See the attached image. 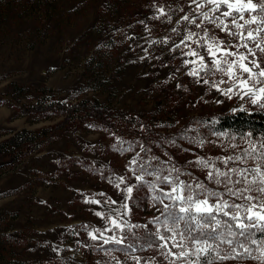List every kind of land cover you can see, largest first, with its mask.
<instances>
[{"label":"rangeland","instance_id":"1","mask_svg":"<svg viewBox=\"0 0 264 264\" xmlns=\"http://www.w3.org/2000/svg\"><path fill=\"white\" fill-rule=\"evenodd\" d=\"M186 5L184 8L181 2H174L166 12L155 0H0V140L22 128L60 121L62 117L36 120V113L19 112L21 104L41 98L73 103L86 96L95 97L127 118L123 132L106 125L52 132L38 148L22 151L12 162L10 157H0L10 162L0 169V262L11 255L84 263V248L103 241L99 233H94L98 238L93 240L89 232L100 229L104 238L123 237L120 229L105 231L112 225L95 213L101 212L108 219L116 217L121 223L127 222L125 225L131 221L132 205L124 190L134 186L136 175L142 173L134 171L131 163L133 159L137 161L138 150L123 153L122 145L115 146L114 141L122 143L125 135L146 140L149 157L160 154L169 158L176 154L179 164L175 168L181 165V180H199L208 189L222 193L224 185L206 179V173L213 169L201 168L196 163L198 158L214 160L216 168L225 172L231 168L251 169L258 164L264 168V160L259 157L264 151L260 148L264 138L205 133L198 127L200 117L252 103L251 97L243 96L241 87H234L229 77L201 70L199 57L186 55L195 50L211 68L212 57L193 42L205 29L210 36L229 44L240 43L203 20L200 12L209 11L211 5L197 9L192 0ZM161 8L165 15H161ZM185 15L201 27L184 21ZM234 15L243 23L239 14ZM243 15L245 19L252 16ZM253 15L264 16L259 12ZM221 19L229 23L232 31H244L245 36L249 30L255 34L257 27L264 29V24L257 23L237 30L231 18ZM189 32L198 35L181 44ZM262 39L264 31L257 35V42ZM244 42L255 50V59L264 67V54L255 49V42ZM239 51L247 54L244 48ZM253 58L249 56V60ZM193 70L196 76L188 74ZM18 86H24L25 92L18 93ZM229 88L232 92L225 95ZM251 145L256 147V159L244 157ZM238 155L242 162L224 165L216 159ZM121 177L124 183L117 188ZM231 178L240 179L235 174ZM160 186L167 190V186ZM252 194L258 202L259 195ZM224 198L229 203H246L227 194ZM93 200L100 203H91ZM125 203L130 212L122 207ZM153 204L149 202L142 221L159 214V204ZM15 235L18 239L11 243ZM20 235L25 236L24 242ZM161 252L160 249L147 259L141 252L144 259L139 257V264H168L171 258L165 259ZM252 257L214 264H264V260Z\"/></svg>","mask_w":264,"mask_h":264},{"label":"snow or ice","instance_id":"2","mask_svg":"<svg viewBox=\"0 0 264 264\" xmlns=\"http://www.w3.org/2000/svg\"><path fill=\"white\" fill-rule=\"evenodd\" d=\"M192 3L196 5L197 9H203L211 5L212 7L209 11L200 12L203 20L231 35L233 38L239 40L240 43L229 44L218 37L210 36L207 29L204 30L203 35L198 40L193 41V37L198 34L189 32L181 40V44L186 40L193 41L199 46L204 47L208 55L212 57L211 68L205 63L204 56L195 50L189 51L186 55L199 57L201 70L213 74L222 73L229 77L234 87H241L243 96L251 97L252 104H260L264 108V103H261V101H264V67H261V64L255 59V50L250 48L248 43L244 42H255V49L264 54V46H262L264 39L257 42V35L261 31H264V29L257 27L255 34L254 31L249 30L245 36L244 31H232L229 28V23H226L225 19H221V17L231 18L230 23L237 30L244 29L245 25L264 24V16L258 17L257 15H252L250 19H245L243 15L245 12L264 14V0H259V2H254V0H203V2L192 0ZM222 8L225 10L221 11ZM159 11L161 15H165L162 8ZM210 12L212 15L209 14ZM216 13H219V15H216ZM234 14H239V20H242L243 23H239ZM182 19L196 24V27H201L200 24L196 23L195 19H190L188 15H185ZM201 42L203 43L201 44ZM176 47L178 48L180 45H176ZM233 48L237 50H230ZM239 48H244L247 54L240 52ZM249 56L254 58L249 60ZM230 57L231 59H229ZM194 62L185 61L186 64ZM188 74L196 76L198 73L196 70H193ZM241 74L247 75L242 77ZM204 82L207 83V81ZM229 92H232V88H229L224 94L227 95ZM243 96H241V99H243ZM260 148L264 149V143L260 145ZM256 151V147L251 145L249 150H245L244 157L256 159V156H254ZM259 157L264 160V151L259 153ZM153 159L156 158L154 157ZM216 159L221 160L224 165H227L229 161L242 162L243 160L239 155L228 156L226 158L217 157ZM131 163L136 164L137 161L133 159ZM196 163L203 169H213L206 173V179L214 181L216 185L223 184L225 187L224 193L208 189L199 180L192 182L181 180L179 178L182 175L180 169L174 167L168 170V175H162L157 174L160 173V169L150 171L144 165H140L139 171L142 174L135 177L139 182V186L147 187L153 193V206L156 203L162 206L160 211L163 219H161V216H158L149 221V223L156 225V232L150 233V235H153L156 240L160 241L157 247L162 250L161 254L164 255L165 259L171 258L169 259V264H176V261H182L183 264H214V261L222 262L251 256V250L245 247V243L257 244V240L253 239L255 235L253 229L264 233V168L258 164L255 168L251 169L231 168L225 172L216 168L215 161L211 159L198 158ZM172 172H175L176 175L172 176ZM232 174H235L240 179L233 181L231 178ZM249 174H251V179L248 178ZM145 176H154L155 179L154 181H147L145 180ZM121 183H124L123 177L120 178L119 183L115 186L119 188ZM240 184L243 187H234V185ZM160 185H167V190ZM229 185L233 186L229 187ZM134 187L136 186L126 187L124 190L126 199H132ZM156 193H159V195H156ZM252 193L259 195L260 200L258 202H256L257 196ZM225 194L236 199H242L246 203H229L224 198ZM166 200L169 203H165ZM90 202L100 203L98 200ZM111 203L115 204L116 201H111ZM122 207L130 212L126 203ZM242 212L244 215H241ZM95 214L105 219L106 223L112 225L111 228L105 229V231H112L113 229H120L121 232L124 231V225L127 222L121 223L116 217L105 218L101 212ZM220 215L229 217V220L219 219ZM132 227L141 226L128 225L129 231ZM143 227H147V225ZM161 228L163 231H161ZM234 228L238 231H233ZM94 233L100 234V238H103L104 244L114 243L119 245L122 244L124 239L122 236L119 238L116 236L104 238L103 231L94 229L93 232H89V236L93 240L98 238ZM238 236L243 237V241L236 239ZM170 243L171 248L169 247ZM260 243H264V240L260 241ZM222 245H228V248L224 249L221 247ZM151 246L149 244V247ZM129 247L132 246L129 245ZM173 248L179 249V251L173 252ZM237 248L243 249V251L238 252ZM258 250L261 255L252 258L264 260V249ZM201 258H203L202 262ZM133 259L137 260V264H139L138 257H133Z\"/></svg>","mask_w":264,"mask_h":264},{"label":"trees","instance_id":"3","mask_svg":"<svg viewBox=\"0 0 264 264\" xmlns=\"http://www.w3.org/2000/svg\"><path fill=\"white\" fill-rule=\"evenodd\" d=\"M155 1L165 8L166 12H169V10L172 9L170 6L174 2L178 4L181 2L184 8L187 6L186 2H188V0ZM245 14L253 15L254 13L245 12ZM17 92L24 93V86H18ZM19 112L21 114H27L30 112L36 113L38 116L36 120L46 119L50 116L62 118L60 121L39 128H22L17 130L11 136L0 140V157H10L12 158L10 162L19 157L18 154L22 151L29 149L34 150L38 148L41 145L42 140L50 138L49 134L52 132L61 133L66 130L78 129L85 126L96 128L97 126L102 127L105 125L111 127L112 129H114L113 127H117L119 132H121V130L123 132L125 130L123 128V122L127 121V118H125L124 115L120 114L118 111L104 105L95 97L87 96L80 98L78 101L73 103L67 101H56L55 99L47 101L45 98H41L31 104H21ZM197 124L199 128L205 130V133L226 132L237 136L244 135L251 138H264V108H262L260 104H250L216 115H206L204 117H200ZM174 137L177 139L176 136ZM121 141L122 143L117 140L114 142L115 146L122 145L121 147L123 148V153H133L138 150L135 154L137 163L133 164L134 171H139L140 165H144L150 171L153 169H160V173L157 174L168 175V170L173 167L175 168V164H179L176 154L169 156V158H172L173 163L169 158H163L160 154H156L154 156L156 159H153L154 157H149L147 155L149 147L146 145V140L143 141L140 136L133 138L125 135ZM1 160L2 159H0V169L10 163ZM180 166L181 165H178L176 168L180 169L183 174ZM175 175L176 173L172 172V176ZM154 179V176H145V180L147 181H154ZM135 186L136 187H134L132 193V199H130L132 205L131 221L124 226V239L122 244H104L103 241H96L84 248V253L86 255V262L84 263H76L68 260L64 261L63 259L57 258H51L49 260L22 259L18 256L10 255L2 260L0 264H66V262L73 264H118V262L119 264H134L137 260L133 259V257H141L144 259L143 255L140 256L141 252L146 253L147 259L150 254H154L160 250L157 247L160 241L156 240L153 235H150V233L156 232V225L149 223V221H151L154 217L161 216V211L159 214H153L149 219L142 221V215L145 214L149 202H154L152 200L153 193L150 192L147 187L139 186L138 181L135 183ZM162 186L166 187L167 185ZM156 195H159V193H156ZM165 203H169V201L166 200ZM159 209H162L160 204ZM218 218L221 220H229V217ZM161 219H163L162 216ZM128 225H140L141 227H132L129 231ZM144 225H147V227H143ZM161 231H163L162 228ZM233 231L238 230L234 228ZM253 231L255 232L253 239L257 240V244L245 243V247L251 250V256L243 258L244 260H248L247 258L254 255H261L258 249H264V243H260V241L264 240V233H260L255 229H253ZM19 238L22 242L25 241V236L20 235ZM17 239L18 235H15L13 240H11V243ZM236 239L243 241L244 238L238 236ZM6 244L8 243L6 242ZM149 244L152 246L149 247ZM129 245L132 247H129ZM221 247L227 249L228 245H222ZM237 251L242 252L243 249L237 248ZM136 254L139 256H136Z\"/></svg>","mask_w":264,"mask_h":264}]
</instances>
